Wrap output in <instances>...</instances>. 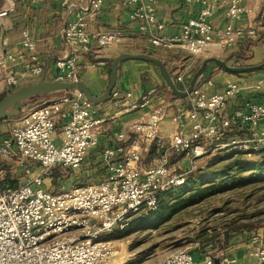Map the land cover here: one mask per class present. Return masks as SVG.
Segmentation results:
<instances>
[{
  "label": "built area",
  "instance_id": "1",
  "mask_svg": "<svg viewBox=\"0 0 264 264\" xmlns=\"http://www.w3.org/2000/svg\"><path fill=\"white\" fill-rule=\"evenodd\" d=\"M39 2L41 0H33ZM198 2L203 8L197 17L190 18L180 35L164 37L156 34L152 42L172 48L176 45L201 57L214 43L229 47L242 37L261 38L264 45V5L258 25H236L252 8L242 0H184ZM227 3V24L217 29L210 17L214 4ZM158 0H126L134 5L130 17L148 25L164 24L157 17ZM103 0H90L95 10ZM64 5H72L64 0ZM17 11L16 0H0V19ZM67 52L56 60V72L50 80H79V57L89 53L93 45L112 48L122 40L117 29L91 31L82 13L67 21L62 28ZM22 50L15 51L7 38L2 39L0 53V96L19 88L25 80L38 79L44 65L36 54L38 41L28 28L22 30ZM194 69L184 67L173 75L181 89H187ZM212 80H201L189 94V104L176 108L175 130L170 137V148L161 142V127L168 115L165 105L151 106L157 90H147L131 109H144L120 133L118 144L104 150L108 173L81 185H71L58 191L43 187L45 177L57 166L80 168L91 150L99 145L104 119L97 115L95 104L79 90L62 91L46 100L42 106L23 108L10 134L0 137V155L19 158L20 166L30 172L23 161L39 163L40 171L33 173L17 186L0 176V264H115V241L102 238L116 230H125L136 215L158 210L160 194L172 187L182 186L187 176L206 165L193 162L217 149L238 148L247 157L264 158V104L243 100L228 113L230 99L238 96L241 87L231 81L219 92L209 93ZM112 96L121 100L120 93ZM127 93L126 97H130ZM58 123H62L58 132ZM132 139L128 148L124 143ZM156 145L157 154L151 153ZM124 154V157L121 155ZM148 156V158H146ZM187 156L192 160L189 169L179 171L172 157ZM147 160V161H146ZM254 264H264V235L253 237ZM223 252L220 257L205 253L197 258L188 248L177 249L162 259L144 264H235Z\"/></svg>",
  "mask_w": 264,
  "mask_h": 264
},
{
  "label": "crops",
  "instance_id": "2",
  "mask_svg": "<svg viewBox=\"0 0 264 264\" xmlns=\"http://www.w3.org/2000/svg\"><path fill=\"white\" fill-rule=\"evenodd\" d=\"M264 0H243V3L253 9L236 22V25H258L261 6ZM17 11L10 16V28L6 30L3 38H7L15 51L22 50L20 40L22 30L28 28L32 36L37 39L36 54L44 65L43 74L35 80H25L23 85L38 81L43 75L50 80L56 72V60L64 55L68 46L62 35V28L67 21L76 18L78 13L87 16L88 26L91 31H106L117 29L122 32L121 42L112 48H102L93 45L89 53L79 57V80L85 82L95 96H101L105 92L111 73V59L122 53H147L161 59L171 73L182 71L184 67L194 69L201 58L215 56L231 63H247L256 65L264 62V45L261 38L242 37L237 43L229 47H221L217 43L218 35L214 36L212 43L205 53L196 58L191 53L176 45L167 48L152 42L153 35L159 34L164 37L180 35L182 27L190 18L197 17L203 4L198 2L186 3L184 0H158L157 17L164 24L163 29H158L156 24L147 26L143 31L139 20H132L131 10L134 8L126 3V0H103L98 9L90 7V0H71L72 5H64V0H16ZM213 25L223 28L228 20L226 17V3L214 4L213 13L210 17ZM241 65V64H240ZM209 65L202 80H212L208 88L209 93L222 91L228 82L239 83L241 90L238 96L230 99L228 113L241 104L243 100H255L264 104V70H256L249 73L234 74L222 68ZM155 88L157 95L151 106L165 105L168 115L161 127V142H170L172 132L175 130L174 114L177 107L189 104V95L184 98L174 97L166 86V81L158 67L147 60L128 59L119 64L118 79L114 90L120 93L121 100L115 97L102 103L95 104L98 116L104 119L100 130V141L97 148L90 151L85 163L89 165L88 173L93 171L94 180L104 177L107 173L106 162L103 152L108 147L118 144L120 133L127 132L129 125L144 109H131L130 104L139 102L144 93ZM127 93L131 96L126 97ZM54 94L48 95L47 100ZM28 109V108H26ZM17 119L0 120V137L10 134ZM264 128V119L259 123ZM62 123H58V132L61 131ZM132 139L124 144L130 148ZM156 145L151 148L153 155L157 154ZM213 152V151H212ZM211 152V153H212ZM124 157V154L121 155ZM175 156H172V161ZM200 159V158H199ZM195 160L193 163L199 160ZM184 169L191 167L192 160L182 156L180 163H188ZM12 171V170H11ZM101 171L100 175L95 174ZM1 172V171H0ZM5 172V171H4ZM93 181V180H92ZM216 237H213L215 240ZM213 245V242L209 243ZM253 243L250 234L236 233L229 243L223 248L225 255L235 260V264H254L255 257L252 254ZM203 255H197L201 257Z\"/></svg>",
  "mask_w": 264,
  "mask_h": 264
},
{
  "label": "rangeland",
  "instance_id": "3",
  "mask_svg": "<svg viewBox=\"0 0 264 264\" xmlns=\"http://www.w3.org/2000/svg\"><path fill=\"white\" fill-rule=\"evenodd\" d=\"M243 5L246 6L244 3ZM263 5L264 1L261 7ZM8 28H10V17L0 19V53L2 39ZM204 59L201 58L195 64L193 74ZM231 64L249 65L247 63ZM47 97L48 95L35 96L25 101L21 105V113H23V108L42 106ZM21 113L14 118L18 119ZM162 144L165 149L170 148V142L165 144L163 141ZM234 149L239 150L238 148ZM236 150L217 149L196 162V166L206 164L204 168L193 172L194 176L200 179V186L209 187V193L206 196L182 207L178 197L183 195V200L190 194V191L183 192V189L186 188L185 184L180 191L182 194L175 192L171 197V203L177 204L171 215L162 214L155 218V216L148 215L147 211H143L135 216L140 220L135 227L128 230H116L111 235H104L102 238H110L115 241V264L153 262L181 248L195 251L196 255L209 253L220 257L223 248L228 245L229 239L233 238L236 233L246 232L250 234L251 240L257 234L264 235V161L261 156L247 157L243 154L244 152L240 153ZM218 154L221 159L210 165L211 159ZM180 159L181 157L174 158L172 163L179 171H184L190 162L188 160L187 164H184L183 161L180 163ZM23 162L27 167H30V172L20 166L21 159H8L0 155V176L4 175L11 185L17 186L22 180H26L33 173L40 171L39 163L28 159ZM88 167L87 163L78 169L58 166L54 169V172H58L60 175L58 182L55 183L53 172H51L45 177L43 187L58 191L71 185H81L92 181L95 179L93 178L94 173L93 171L88 173L90 169ZM101 173V171L95 172L96 176ZM206 229L214 234L216 241L212 240V246L208 244L203 248L196 237L199 231Z\"/></svg>",
  "mask_w": 264,
  "mask_h": 264
},
{
  "label": "water",
  "instance_id": "4",
  "mask_svg": "<svg viewBox=\"0 0 264 264\" xmlns=\"http://www.w3.org/2000/svg\"><path fill=\"white\" fill-rule=\"evenodd\" d=\"M128 59L147 60L154 63L160 69L163 77L165 78L166 84L172 91L173 95L180 98L187 97L194 90L198 80L206 73L209 65H217L220 68L234 74L264 70V62L256 65H232L225 59L209 56L202 61L201 65L193 74L188 88L181 89L175 82L169 68L158 57L147 53H122L111 59V73L109 83L103 95H93L87 84L81 80L53 81L46 79L45 75H43L36 82L22 85L19 88L10 91L4 96L3 99L0 100V120H9L16 117L22 112V107L20 104L32 97L46 93L79 90L80 92L84 93L86 97L94 104L107 101L112 97L113 90L116 87L119 64Z\"/></svg>",
  "mask_w": 264,
  "mask_h": 264
},
{
  "label": "trees",
  "instance_id": "5",
  "mask_svg": "<svg viewBox=\"0 0 264 264\" xmlns=\"http://www.w3.org/2000/svg\"><path fill=\"white\" fill-rule=\"evenodd\" d=\"M203 77H204V75L198 80L197 84L202 80ZM166 86H167V84H166ZM167 88H169V87L167 86ZM60 92H62V91H60ZM60 92L46 93V94H42V95H52V94H57V93H60ZM169 92L173 95V93H172V91L170 89H169ZM5 95L6 94H2L0 96V100L3 99ZM38 96H41V95H38ZM173 96L176 97L175 95H173ZM24 103L25 102H23L22 104H20V106L23 105ZM226 150H236V149L232 148V149H226ZM236 151H239L240 153H243V151H241V150H236ZM218 159H221V156L219 154L216 155V156H214L211 159L210 165L213 164V162L214 163L218 162L219 161ZM262 159L264 161V158H262ZM54 169H52L51 172H53L52 173L53 179H54V181L56 183V182H58V180L60 178L59 177L60 175H59L58 172H54ZM199 180L200 179H197V177L194 176L193 172H191L187 176V180H186V183H185L186 184V188L185 189L182 188V186L185 185L184 184L182 186L172 187V188H170V189H168L166 191H163L160 194V197H159L160 204H159L158 210L153 211V212H150L148 215L155 216V218H157L158 216H161L162 214L163 215H165V214L166 215H171L173 213V210L176 208L175 206L177 205V204H174L173 205L171 203V201H170L172 199L171 197L173 196V194L175 192H180L182 189H183V192L184 191H190L189 197H187V198H185L183 200H182L183 195H180L178 197V198H180V203L179 204H181L182 207L186 206L189 203L198 201V198H201V197L206 196V194L209 193V187H207L206 185L205 186L204 185L200 186L199 185ZM12 185L14 186V184H12ZM180 193L182 194V192H180ZM136 218L133 219L132 223L129 225V227L126 228V230L135 227V225H137V223L140 222V220L138 219V217H136ZM155 221H156V219H155ZM213 237H214V234H212L209 231V229H206V230L199 231V234L197 235L196 238H197L198 241H200L199 242L200 245L203 246V248H204L205 245H208L209 243L212 242ZM226 240H228V239L226 238ZM194 252L195 251H193V253ZM194 254L196 255V252ZM196 257H197V255H196ZM201 257H203V256H201ZM201 257H197V258H201Z\"/></svg>",
  "mask_w": 264,
  "mask_h": 264
}]
</instances>
